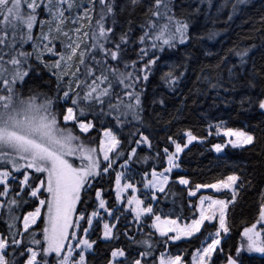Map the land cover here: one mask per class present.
<instances>
[{"label": "snow or ice", "instance_id": "snow-or-ice-1", "mask_svg": "<svg viewBox=\"0 0 264 264\" xmlns=\"http://www.w3.org/2000/svg\"><path fill=\"white\" fill-rule=\"evenodd\" d=\"M143 4L144 0H128L132 11ZM115 8L116 0H0V185L3 186L0 197L8 195L10 182L16 181V175L19 174L23 178L17 182L20 189L17 196L20 193H27L30 198L38 200V206L23 215L22 228L17 223L20 217L15 215V208L20 207V201L16 197L7 203L0 200V209H6L8 216L7 234L0 232V264H89L86 252L92 249L96 242L78 237L81 221H86L91 227L93 218L100 214L99 209L105 210L109 216L114 215L113 211L107 208V202L102 198V190L99 188L95 190L98 208L90 215L81 212L76 216V213L77 205L86 203L85 197L94 187L90 181L98 178L101 172L108 173L112 168L110 154L115 152L118 156L123 155L119 152L121 140L117 131H114L113 127H104L98 147H90L83 142L81 136L75 134L74 129H79L81 134L90 133L95 124L87 120V116L95 117L97 108L100 115L115 113L113 119L117 128H122L125 123L133 121L143 123L141 93L135 89L141 79L148 80L146 73L149 66L156 63L155 59L149 60L141 70L145 72L142 77L126 71L129 67L128 62H124L125 71L120 70L119 65L123 60L125 46L129 43V33L122 31L118 38H114V29L119 23ZM120 10L123 12L124 8L121 7ZM40 12L46 13L47 19H38ZM144 15L146 19L140 27L149 31H144L139 37L142 44L149 37H154L153 47L157 46V41L172 47L177 37L181 44L188 38V23L177 18L173 0H151ZM231 19L229 16V20ZM109 20L111 26H108ZM158 21L163 23L158 25ZM69 23L74 27L68 28ZM261 23L264 24V17H261ZM37 24L40 27V34L35 36L33 30ZM37 40L40 42L39 45L36 44ZM58 40L63 49L59 53L56 52ZM28 42H33L32 52L24 50V45ZM257 48V45L252 44L242 50L234 48L230 51L239 58L240 65L244 67L249 63L250 53ZM259 48L264 49V43ZM41 49L56 54L59 58L54 64L49 65L44 62ZM33 55L55 76L57 81L55 95L41 90L38 84L28 86L25 92V77L32 69L29 60ZM98 55L100 59L97 58ZM139 55L142 60L147 55V50L141 48ZM89 59L92 63L88 62ZM136 63L131 61V66L135 68ZM233 68L228 69L230 75L233 74ZM244 70L248 87L250 89L260 87L261 91L255 100L252 96H247L242 97L239 103L241 107L245 103L249 105L255 103L264 112V65L257 67L255 60H252L251 67ZM163 79L173 87L179 77L170 71ZM113 81L123 86L124 96L128 98L127 103L123 96L113 92ZM60 92L63 93L62 96ZM113 96L115 103L112 102ZM106 102L107 112L104 111ZM159 104L163 105L164 101L160 100ZM129 116L131 121L128 120ZM219 130L220 126L217 125V134ZM260 132L264 134V129H260ZM224 134L234 137L227 142L233 148L245 146L255 148L257 145L255 130L229 128ZM130 135H139L140 139L134 141L136 144H147L151 147L149 136L142 130L137 129ZM184 135L187 142L183 145L168 137L175 145V152L171 154L167 148L164 149L169 166L160 173L153 169L152 179L145 184V188L153 190L151 196L153 201L157 199L156 190L159 193L166 192V186L169 184L168 174L174 167H178L176 160L179 153L198 139L190 130ZM213 147L219 153L225 145L215 144ZM100 153L103 154V161L107 162V166L103 168ZM261 153L264 154V148L261 149ZM135 154L136 149L133 148L128 154L129 159L125 160L121 167L126 168ZM122 175L119 172L116 174L117 201L121 200L122 191L127 189L136 191L131 183L121 186ZM239 180L240 177L233 174L229 175L226 181L196 185L197 190L202 187L231 189L232 200L201 196L199 218L192 219L191 223L182 226L175 219H162L160 215L155 214L151 204L143 207L144 201L139 198L129 197L128 205H135L132 212L138 221L142 216L154 217L151 227L172 241L180 240L182 237H193L201 231L206 221L216 220L218 213L219 227L216 228L215 238L210 234L211 243L197 249L196 255L193 256V264H215L213 254L218 251L217 246L221 243L219 237L221 233L229 231L226 210L229 203L236 200L237 188L244 186L242 183L237 184ZM179 184L188 185L189 181L181 177ZM195 194L194 191H189L190 196ZM41 196L44 198L41 199ZM205 202H208L207 208L204 207ZM44 208L46 213L42 214ZM259 217L260 220H264V204L260 207ZM38 220H42L43 223L40 229L41 238H37L33 227H39ZM116 220L119 221L118 216ZM89 227L82 229L85 236L89 233ZM115 227V224L104 223V240L115 238L113 233ZM170 233L172 235H169ZM244 236L247 237L249 252L264 253V234L256 231V224L245 228ZM129 239L146 246L144 251L138 253L140 258L129 261V264H142L141 258L150 254L151 244L148 240L135 241L131 237ZM73 240L77 243H71ZM219 251L222 252L223 249ZM240 251V248L236 249L237 255ZM117 257L127 260L123 248L113 249L107 264H125V260H117ZM159 264L184 262L179 255L167 257L161 255ZM227 264H238V261L228 255Z\"/></svg>", "mask_w": 264, "mask_h": 264}, {"label": "trees", "instance_id": "trees-1", "mask_svg": "<svg viewBox=\"0 0 264 264\" xmlns=\"http://www.w3.org/2000/svg\"><path fill=\"white\" fill-rule=\"evenodd\" d=\"M151 0H144V4L132 11L128 0H116L115 11L117 13L114 32L115 37L123 32L129 33V43L125 46L123 60L119 67L125 71L124 62H128L126 71L133 72L134 76H143L145 64L155 59L156 63L149 66L148 80H140L136 85V91L141 93L143 106V123H125L122 128L115 127L112 115H100L99 109L95 117L88 115L87 120L93 121L95 128L87 135L80 134L74 129L75 134L81 136L84 141L99 143V138L104 127H113L121 140L119 152L123 155L112 153V168L108 173L101 172L95 180L90 181L93 188L85 197L86 203L77 205V213L90 215L97 202L95 190H102V196L107 202L110 210H119V221L113 229L114 237L110 240L103 239L102 229L99 228L93 235L92 251L88 252L86 258L89 264H107L111 258V251L115 248H123L127 255L125 264L134 258H140L138 253L145 250L142 243L135 241L148 240L151 244V252L148 256L141 258L142 264H159L161 255L179 252L184 260H190L194 252L201 247L210 234L216 232L217 223L205 222L201 231L187 240L172 241L161 236L158 231L151 227L150 218L142 222L133 219L132 214L116 200L114 187L116 184V171L120 165L129 159L128 154L133 148L136 154L129 161V168L135 174L149 176L153 169L163 171L167 168L168 160L164 149L168 153L175 152V145L168 137H172L177 143L185 144L186 131H191L198 139L178 155V169L171 172V179L166 186L165 193H156V204L167 209L173 207L183 221H191L198 215V195L190 196L189 191L196 189V185L214 184L225 180L229 175L236 174L240 177L237 184H243V188H237L238 195L234 202L229 203L227 209L228 236L223 237L218 251L213 254L215 264H224L228 255H237L236 249L242 250V239L245 228H250L260 220V207L264 204V112L253 103H245L241 107L239 101L242 97L252 96L253 99L259 95L261 88L250 89L247 84L245 68H250L252 60L257 67L264 65V49L259 46L264 43V0H173L174 11L177 18L188 23L187 39L183 44L179 38L172 47L163 45L157 41L153 47L154 37H149L145 43H141L139 37L144 31L141 24L145 22V11ZM235 6V8L233 7ZM121 7L124 11L121 12ZM99 10V4L96 6ZM229 16L232 17L229 20ZM129 21L131 31L129 32ZM163 23L158 21L157 24ZM111 26V20L108 21ZM35 31V30H34ZM33 31V32H34ZM255 44L257 50L250 53L248 65L242 67L239 58L231 49L242 50ZM111 47V45H109ZM147 50V55L140 59V49ZM24 50L32 52L30 42L24 45ZM98 59L101 57L98 55ZM49 57L44 58L45 63ZM131 61H136V66H131ZM89 63L92 61L89 59ZM29 63L32 69L25 77V92L30 85H40L41 90L50 95L56 94V78L52 72L36 61L34 55ZM114 63V62H113ZM219 65V67H217ZM235 65V68H233ZM233 68L230 75L228 69ZM83 70V69H82ZM174 72L179 77L177 83L170 87L163 79L168 72ZM183 73V75H181ZM99 75V72H97ZM83 78V77H81ZM90 82V81H89ZM113 92L123 95L125 103L128 98L124 96L123 86L113 81ZM215 85V87H213ZM64 87V84L61 85ZM74 87V86H73ZM62 96L63 93L60 92ZM164 104L160 105L159 101ZM156 101V103H153ZM115 103V96L112 98ZM63 103V101H61ZM70 104V101H69ZM104 111L107 112V102ZM131 121V117H128ZM217 125L224 129H243L256 131L257 145L255 148L245 146L244 148H233L227 144L224 136L216 133ZM211 126V127H210ZM137 129L149 136L151 147L147 144H136L139 135H130ZM223 144L224 152L216 154L213 145ZM183 177L189 181L188 186L179 184ZM22 175H16V181L9 184V192L0 200L7 203L16 197L20 201V207L15 208V215L20 217L18 226L22 228V217L38 206V200L30 198L27 193L20 192L18 181ZM0 191L3 186L0 185ZM214 196L231 201V192L213 193ZM44 198L43 196L40 197ZM27 201V203H24ZM8 216L6 209H0V232L7 234ZM39 227L33 226L37 238H41L40 229L43 227L42 220L37 222ZM212 225H215L213 227ZM87 227L86 221H81V229L78 236ZM167 240V242H165ZM223 249V251H219ZM241 252V251H240ZM242 253V252H241ZM236 258L241 264H264V253L247 254L242 253Z\"/></svg>", "mask_w": 264, "mask_h": 264}, {"label": "rangeland", "instance_id": "rangeland-1", "mask_svg": "<svg viewBox=\"0 0 264 264\" xmlns=\"http://www.w3.org/2000/svg\"><path fill=\"white\" fill-rule=\"evenodd\" d=\"M75 13H73L74 15ZM38 19H47V14L44 13V12H40L39 16H38ZM68 28H72L74 27L71 23L68 24L67 26ZM35 30V31H34ZM34 35L35 36H38L40 34V27L39 25L37 24V26L34 28ZM45 31H47V28L44 29ZM39 41L37 40L36 41V44L39 45ZM30 45H31V50L33 51V42H30ZM62 46H61V43L60 41H56V52L59 53L60 51H62ZM41 51H43L41 49ZM49 57L48 59V64L51 65V64H54V62L59 58L58 55L56 54H53V53H48L47 51H43V60L45 57ZM35 57V55H34ZM36 59V58H35ZM37 61V60H36ZM45 61V60H44ZM49 69V68H47ZM75 87V85H73ZM120 96H123V95H120ZM68 106H70V104H68ZM77 131L79 132V129H77ZM114 131H116L114 129ZM216 133H217V129L215 130ZM226 129L224 128H220L219 130V134L218 135H222L226 138L227 142L229 139H234V137H228L226 136L224 133H225ZM80 133V132H79ZM103 133V132H102ZM102 133H101V136L100 138L102 137ZM81 134V133H80ZM88 133L86 134H82V135H87ZM99 138V139H100ZM196 141V140H195ZM195 141H193L192 143H194ZM187 142V138H186V141L185 143ZM84 143L87 145V146H90V147H98L99 143L96 145L94 142H92V140L90 141H84ZM191 143V144H192ZM189 144L188 147L191 145ZM228 144V143H227ZM186 149V148H185ZM184 149V150H185ZM213 151L216 153V154H222L224 152V148L222 149L221 152L217 153L213 147ZM182 153V152H181ZM179 153V154H181ZM112 155V154H110ZM112 157V156H111ZM75 159V158H74ZM100 159H101V162H102V168L103 167H106L107 166V162H104L103 161V154L100 153ZM178 162V159L176 160V163ZM76 163L78 164L79 163V160L77 159L76 160ZM178 164V163H177ZM178 169V167H174L172 169L173 170H176ZM110 171V169H109ZM108 171V172H109ZM171 171V172H172ZM122 173V178H121V186H123L124 184H127V183H131L135 186V189L136 191L133 192L132 189H127V190H124L121 192V200L118 201L119 202V205L120 206H123L126 210H128L131 214H132V217L135 221H137L138 223L139 222H142L145 220V216H142L140 218V220H136L135 218V213L132 212V207H135V205H132V206H129L128 205V199L129 197H136V198H139L140 200L144 201V204L142 205L143 207H147L148 204H151L153 209H154V212L155 214L157 215H160L162 219L164 218H168V219H175L178 221V223L182 226L184 225L185 223H191V221H183L180 219L179 215H178V212L176 211V209H174L173 207L171 208H163L159 205L156 204V201H153L151 199V196H152V192L153 190L151 188H145V184L152 179V176L151 174L149 176H141V175H138V174H135L132 169L129 168V165L126 167V168H122L121 165L118 167L117 171H116V174L117 173ZM157 173H160L162 171H156ZM171 172L168 174L169 175V181L171 179ZM227 180V178L225 179V181ZM238 183V182H237ZM215 184V183H214ZM185 186H188V185H185ZM116 189H117V185L115 184V187H114V192H115V195H116ZM191 191H194L196 194L194 196H197L198 195V204H197V209H198V215L196 217H194L193 219H198L199 218V212H200V197L201 196H212L213 199H218V200H224V199H221V198H218L216 196L213 195V193H221V192H226V191H230L231 192V189H215V188H200L199 190L197 189H194V190H191ZM156 193H159L158 190H156ZM103 198V196H102ZM104 199V198H103ZM207 204L208 202H205V205L204 207L207 208ZM229 206V205H228ZM98 208V200L96 202V205L94 207V210ZM110 210V209H109ZM114 215L113 216H109L107 214V212L103 209H99V216L98 217H95L93 218V222H92V225L91 227H89L87 225V227H89V233L87 234V236H85L84 232L78 236L79 238L83 239V238H87L89 241H92L93 239V235L95 234V232L101 228L102 229V232L104 231L103 229V225L104 223H109V224H115L116 223V217L119 216V210L115 209V210H112ZM43 213H46V208L42 209V214ZM80 214L76 213V216H79ZM226 216H227V210H226ZM153 218H150V223H153ZM39 221V220H38ZM37 221V222H38ZM208 222V221H206ZM216 222L217 223V226L219 227V219H218V213H217V219L216 220H213L209 223H214ZM226 223H227V217H226ZM155 229V228H154ZM156 230V229H155ZM73 231H77L76 229H73ZM157 231V230H156ZM256 231H259L261 232L262 234H264V220H259L258 223L256 224ZM159 233V232H158ZM78 234H79V230H78ZM160 234V233H159ZM197 234V233H196ZM194 234V235H196ZM169 235H172V233H170ZM228 236V232L227 233H221V236L219 237L220 240L222 241V238L223 237H227ZM191 237H182L180 240H187V239H190ZM212 238H215V233L212 234ZM180 240H177V241H180ZM71 243L75 244L77 243L76 240H73L71 241ZM211 243V238H209L204 244L201 245V247L199 248H202V247H206L207 244ZM219 247V245L217 246V248ZM198 248V249H199ZM93 249V248H92ZM92 249L88 250L86 252V255L88 252L92 251ZM79 251V250H78ZM197 251V250H196ZM196 251L194 252V254L192 255V257L190 258V260H184V257L180 255L179 252H174V253H170V254H165L164 256L167 257V256H176V255H179L182 257V260L184 262V264H193V256L196 255ZM242 253H247V254H257L258 252H249L247 250V237L244 236L243 234V239H242V250H241ZM240 252V254H242ZM232 257H236L238 258L237 256L238 255H231ZM123 257H117V260H121ZM127 264H129V262H127Z\"/></svg>", "mask_w": 264, "mask_h": 264}, {"label": "water", "instance_id": "water-1", "mask_svg": "<svg viewBox=\"0 0 264 264\" xmlns=\"http://www.w3.org/2000/svg\"><path fill=\"white\" fill-rule=\"evenodd\" d=\"M233 259H235V258L233 257ZM225 264H227V262ZM238 264H240V263L238 262Z\"/></svg>", "mask_w": 264, "mask_h": 264}]
</instances>
